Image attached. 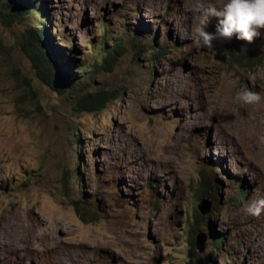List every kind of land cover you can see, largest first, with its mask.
<instances>
[{"label":"rangeland","instance_id":"1","mask_svg":"<svg viewBox=\"0 0 264 264\" xmlns=\"http://www.w3.org/2000/svg\"><path fill=\"white\" fill-rule=\"evenodd\" d=\"M8 1L0 12L21 15L0 13V264H264V213L246 212L264 197V29L213 55L191 43L196 0H42L54 51L89 68L60 94L22 51L35 0ZM243 88L260 104L236 101ZM103 90L116 99L102 112L77 111Z\"/></svg>","mask_w":264,"mask_h":264},{"label":"trees","instance_id":"2","mask_svg":"<svg viewBox=\"0 0 264 264\" xmlns=\"http://www.w3.org/2000/svg\"><path fill=\"white\" fill-rule=\"evenodd\" d=\"M16 0H9L10 6L7 7L10 11H14L16 7H14V2ZM30 2V1H29ZM38 6V9H33L30 16L39 17L40 22L36 24L37 26L30 27L24 34L23 40L24 44L22 46V51L28 57L31 62L32 68L35 70V76L38 81L43 82L45 85L51 87L54 91L62 94L65 91L74 94L73 91L82 90V88H86L89 85V80L86 78H80L78 75L79 71L84 73L89 71L88 67H80L78 72H74L73 66H69L67 61L61 60L57 51H54L51 41L50 31L45 28V24H49L46 15H43V2L42 0H35L33 2ZM16 4V3H15ZM21 9V8H20ZM15 12V11H14ZM17 13L13 14L11 12H0L2 14L3 20L7 23L16 22L20 19L18 18L20 14L19 9L16 11ZM42 15L44 19H42ZM17 18V19H16ZM106 33V31H104ZM150 32V31H149ZM152 42H149V44ZM136 46V45H133ZM118 49V51H117ZM125 51L124 46L121 43H116V49H114V53L106 52V60H115V55L120 56ZM114 54V56H113ZM236 58L240 59L244 54ZM234 58V57H233ZM84 77V76H83ZM116 99V91H95V92H86L77 98L75 103L76 109L78 112H86V113H100L102 112L110 103H112ZM202 187H201V196H205V180L202 177ZM240 198L245 195V193L241 192ZM200 196V197H201ZM208 198V197H207ZM192 220L197 222L200 219V215L198 212L194 210L192 216ZM190 218V219H191ZM193 226V225H192ZM195 229L192 227V231ZM213 244L216 248H219L223 244V238L213 240ZM191 250L190 253L193 252L194 240L190 241ZM189 264H192L190 262Z\"/></svg>","mask_w":264,"mask_h":264},{"label":"clouds","instance_id":"3","mask_svg":"<svg viewBox=\"0 0 264 264\" xmlns=\"http://www.w3.org/2000/svg\"><path fill=\"white\" fill-rule=\"evenodd\" d=\"M190 11L200 18L191 33L192 46L206 49L213 55L217 54L214 42L230 41L235 36L251 44L264 29V0H226L219 7L204 0H196ZM211 18L218 19L214 33L205 30ZM235 100L244 105L256 106L260 104L262 96L260 92L243 88L236 93ZM260 140L264 142V137ZM246 212L250 216L260 217L264 213V197L251 200Z\"/></svg>","mask_w":264,"mask_h":264},{"label":"water","instance_id":"4","mask_svg":"<svg viewBox=\"0 0 264 264\" xmlns=\"http://www.w3.org/2000/svg\"><path fill=\"white\" fill-rule=\"evenodd\" d=\"M197 210L201 215H205L210 210V203L205 199L200 200L197 205ZM206 236L204 233H197L194 238V247L199 253H202L205 249Z\"/></svg>","mask_w":264,"mask_h":264},{"label":"bare ground","instance_id":"5","mask_svg":"<svg viewBox=\"0 0 264 264\" xmlns=\"http://www.w3.org/2000/svg\"><path fill=\"white\" fill-rule=\"evenodd\" d=\"M264 163V162H263Z\"/></svg>","mask_w":264,"mask_h":264}]
</instances>
